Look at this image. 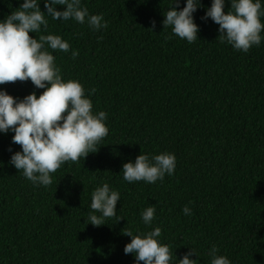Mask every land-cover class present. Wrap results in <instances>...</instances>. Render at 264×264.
Masks as SVG:
<instances>
[{
    "label": "trees",
    "instance_id": "obj_1",
    "mask_svg": "<svg viewBox=\"0 0 264 264\" xmlns=\"http://www.w3.org/2000/svg\"><path fill=\"white\" fill-rule=\"evenodd\" d=\"M81 2L108 27L45 17L47 31L29 35H59L70 44L67 53L49 51L62 79L79 81L93 112L108 114L109 133L96 153L65 162L46 187L9 163L21 149L14 133L0 134V264H135L123 252L131 240L123 233L155 227L177 260L191 248L199 258L190 259L211 264L215 245L231 264H264V40L247 53L221 44L219 26L201 19L211 0H200L193 13L199 32L191 44L163 28L171 0ZM21 3L0 0V20ZM183 6L180 0L177 10ZM230 6L225 0L224 11ZM39 7L46 12L43 0ZM0 88L20 99L43 92L30 80ZM164 152L176 157L172 176L154 184L123 180L124 163ZM103 183L120 200L116 218L95 227L87 216ZM185 205L192 215L183 214ZM148 206L156 210L151 225L141 219Z\"/></svg>",
    "mask_w": 264,
    "mask_h": 264
},
{
    "label": "clouds",
    "instance_id": "obj_2",
    "mask_svg": "<svg viewBox=\"0 0 264 264\" xmlns=\"http://www.w3.org/2000/svg\"><path fill=\"white\" fill-rule=\"evenodd\" d=\"M232 11H224L225 0H211L201 19L210 18L219 27V42L233 49L247 53L253 46L259 47L264 40V0H229ZM40 0H22L17 8L5 19L0 20V85L30 80L36 89H43L37 96L32 92L22 99L15 98L0 88V134L14 133L12 143L20 146L13 152L9 163L34 186H49L53 183L52 174L65 162H78L89 153L98 151L97 145L108 135L105 121L108 114L104 111L93 112L92 101L85 95V89L77 80L62 79L55 57L49 51L69 52L70 44L59 35H41L39 38L30 33L47 31L51 17L57 21L74 20L93 30L106 29L108 24L102 15H91L82 7L81 0H43L46 12L39 7ZM65 6L58 11L55 6ZM172 5H175L173 7ZM202 7L200 0H171L166 14L163 15V28H171L172 33L189 44L198 40L199 26L194 22L193 13ZM155 28V22H152ZM78 51H72L75 59ZM95 92L92 89L89 95ZM11 151V148L9 149ZM176 167L173 153L164 152L150 157L139 154L134 162L123 164V180L128 183L143 181L154 184L163 181L165 175L172 176ZM120 193L108 183L96 187L91 194L88 223L95 227L105 225L109 218H116V205ZM191 203V202H189ZM155 207L148 206L141 219L151 225L155 219ZM182 212L192 215L185 205ZM118 218L116 221H119ZM162 229L155 227L147 233L133 234L129 228L123 234L130 237L123 252L133 254L135 264H174L173 250L159 240ZM219 249L213 245L208 255L211 264H231ZM195 250L185 253L175 261L178 264H199L198 259H190Z\"/></svg>",
    "mask_w": 264,
    "mask_h": 264
}]
</instances>
